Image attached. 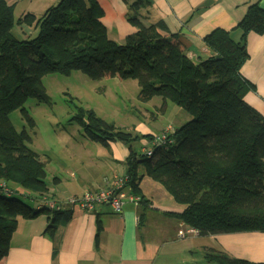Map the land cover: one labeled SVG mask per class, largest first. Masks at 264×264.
<instances>
[{
  "label": "trees",
  "instance_id": "16d2710c",
  "mask_svg": "<svg viewBox=\"0 0 264 264\" xmlns=\"http://www.w3.org/2000/svg\"><path fill=\"white\" fill-rule=\"evenodd\" d=\"M127 1L137 30L119 44L102 21L98 0H60L43 17L22 15L18 25L35 23L39 28L35 38L23 40L12 32L14 7L0 0V261L9 254L21 218L47 214L51 233L70 218L69 211L60 210L66 204L58 210L46 204V165L29 148L36 122L26 102L33 97L50 103L43 78L52 73L81 71L93 81L133 79L141 101L160 97L163 111L169 102L176 104L190 119L176 129L172 142L156 146L151 157L134 149L140 135L117 128L94 111H87L88 121L82 112L76 119L94 142L126 143L130 191L142 194L145 174L159 181L186 206L178 218L200 234L264 232V115L246 102L253 86L241 73L249 58L248 35L264 34V8L260 2L249 5L236 26L242 33L239 40L224 28L206 35L213 55L198 62L188 56L177 34L161 31V21L143 24L138 13L149 6L148 0ZM17 109L27 121L22 131L10 118ZM30 193L37 194V207L15 196ZM209 256L221 264H264L222 252Z\"/></svg>",
  "mask_w": 264,
  "mask_h": 264
},
{
  "label": "crops",
  "instance_id": "0c3cea01",
  "mask_svg": "<svg viewBox=\"0 0 264 264\" xmlns=\"http://www.w3.org/2000/svg\"><path fill=\"white\" fill-rule=\"evenodd\" d=\"M6 1L14 7V13L25 2ZM59 1L51 0L47 3L46 11ZM98 1L104 11L102 21L110 37L124 44L126 38L137 30L129 20V13H133L131 2ZM148 1L149 6L142 7L138 13L143 24L151 25L161 21L164 28L161 31L177 34L188 56L198 62L213 55L205 43L206 35L215 28H224L231 30L234 39L239 40L242 33L236 26L247 13L249 5L260 2L264 8V0ZM40 2L43 3L42 0ZM21 28L28 34L33 32L27 25L23 24ZM247 41L249 58L241 73L253 87L245 100L264 115V34L251 32ZM170 107H174V110L169 118L171 122L178 119V125L176 128L172 124L169 126L176 130L187 122V116L176 104L172 103ZM95 143L99 149L92 160L87 162V172L81 173L82 179L77 178V169L73 165L66 166L63 176H55L52 181L54 189L59 191L58 199L54 198L56 193L51 196L48 182L49 191L42 195L45 201H57L58 205H63L69 202L65 200L72 195L105 189L108 187L107 179L113 182L127 174L125 163L130 149L126 143L120 140L107 144ZM145 148L142 153L147 150ZM95 157L98 161L94 160ZM100 170L102 175L99 174ZM141 172L145 173L144 168ZM140 188L142 203H125L120 213L111 204L100 206L94 212L72 204L61 206L60 210L70 212V218L53 233L47 231V214L36 219L21 218L12 237L9 254L0 264H221L209 256L217 252L253 262H264V232L210 235L187 233L190 226L177 216L185 210L184 204L178 203L162 183L147 174L143 176ZM180 231L186 233L180 234Z\"/></svg>",
  "mask_w": 264,
  "mask_h": 264
},
{
  "label": "rangeland",
  "instance_id": "374dc122",
  "mask_svg": "<svg viewBox=\"0 0 264 264\" xmlns=\"http://www.w3.org/2000/svg\"><path fill=\"white\" fill-rule=\"evenodd\" d=\"M24 1L14 13L15 24L12 32L19 40L35 38L39 34V28L34 23L31 26L33 32L28 34L16 21L22 15L30 13L31 10L32 13H36V17H43L49 5L47 3L51 0H42L43 3L40 0ZM26 7L29 8L25 10ZM43 83L50 103H40L33 97L26 102V108L36 122L29 148L36 151L45 162L50 194L53 196L56 193L54 197L56 199L59 197V191L57 188L54 189L55 185L52 183L54 177L63 176L64 168L73 165L77 169V178L82 179L81 173L86 174L87 172V162L92 160L99 149L97 143L86 136L83 126L76 119L80 112L84 114L82 116L86 118V121L89 117L87 111H94L97 116L114 123L117 128L128 130L134 135L140 134L141 138L133 142L134 149L139 156L143 155L144 147L152 148V140L162 135L169 125L172 124L175 128L178 125V119L171 122L169 118L174 110V107H170L172 103L169 102L166 110L163 111L161 109L163 100L160 97H154L147 102L141 101L139 99L140 86L133 79L122 80L119 77H106L101 81H93L83 72L73 71L70 75L61 73L46 75ZM183 112L188 121L190 116L185 111ZM10 118L17 131H22L27 126V121L20 109L13 111ZM177 118L181 119V116L177 115ZM149 136L152 137L150 140ZM94 160L98 161V158L95 157ZM100 173L102 170L99 171ZM10 186L18 188L13 183ZM99 190H89V192L96 193ZM30 195L16 194L15 196L37 207V202L33 199L37 194L30 193ZM71 197L65 201L68 202Z\"/></svg>",
  "mask_w": 264,
  "mask_h": 264
},
{
  "label": "bare ground",
  "instance_id": "6f19581e",
  "mask_svg": "<svg viewBox=\"0 0 264 264\" xmlns=\"http://www.w3.org/2000/svg\"><path fill=\"white\" fill-rule=\"evenodd\" d=\"M128 175L125 174V176L123 177H118L116 180H114L113 182L112 181H109L107 179V183H108V187L107 188H103V189H100L99 191H102V190H106L107 191V199L103 202H95L92 206L90 207H82L80 206V203L81 201L84 199V197L90 193L89 191H85L83 193H81L80 195H74L71 197V199L69 200V202H72L84 209H87V211H96V209L100 206H104V205H107V204H111L113 206V203H114V200L117 199L119 201H121L123 203V205L125 203H128V202H133L135 205H140L142 203V199H143V195L142 194H137V193H133L130 191V187L127 186V182H128ZM124 197V198H123ZM59 202L55 201L53 202V205L50 206L49 208L50 209H58L59 206H58ZM122 209H123V206H122ZM121 209V210H122ZM116 210V209H115ZM116 210L117 213H120L121 212Z\"/></svg>",
  "mask_w": 264,
  "mask_h": 264
},
{
  "label": "built area",
  "instance_id": "2783aa9c",
  "mask_svg": "<svg viewBox=\"0 0 264 264\" xmlns=\"http://www.w3.org/2000/svg\"><path fill=\"white\" fill-rule=\"evenodd\" d=\"M176 132V130L169 126L166 131L162 134V135H159L157 136L155 139H154V142L152 144V148L149 150L147 148V150H145V153L148 155V156H153L154 154V148L156 146H161V145H166V144H169V142H172V135ZM107 191L106 190H102V191H98L96 193H88L84 199L81 201L80 203V206L82 207H90L92 206L95 202H103L105 201L108 197H107ZM124 198V197H123ZM70 204L74 205V206H78L72 202H69ZM46 204L48 206H52L53 205V202L52 201H47ZM113 206L116 210L120 211L122 209V206H123V203L117 199L114 200V203H113ZM187 233H199L197 229L195 228H188L186 230ZM185 231H180V234H185L186 233Z\"/></svg>",
  "mask_w": 264,
  "mask_h": 264
},
{
  "label": "water",
  "instance_id": "95a60500",
  "mask_svg": "<svg viewBox=\"0 0 264 264\" xmlns=\"http://www.w3.org/2000/svg\"><path fill=\"white\" fill-rule=\"evenodd\" d=\"M213 53V52H212Z\"/></svg>",
  "mask_w": 264,
  "mask_h": 264
}]
</instances>
